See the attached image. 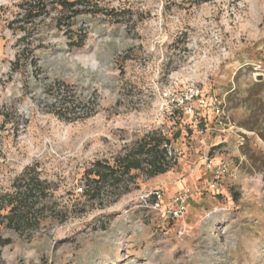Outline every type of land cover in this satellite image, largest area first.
<instances>
[{"label": "rangeland", "instance_id": "obj_1", "mask_svg": "<svg viewBox=\"0 0 264 264\" xmlns=\"http://www.w3.org/2000/svg\"><path fill=\"white\" fill-rule=\"evenodd\" d=\"M22 1L0 0V264H264V0H97L72 32L53 12L27 36ZM150 135L171 171L83 196ZM207 158L228 168L213 191Z\"/></svg>", "mask_w": 264, "mask_h": 264}, {"label": "trees", "instance_id": "obj_2", "mask_svg": "<svg viewBox=\"0 0 264 264\" xmlns=\"http://www.w3.org/2000/svg\"><path fill=\"white\" fill-rule=\"evenodd\" d=\"M20 11L17 15L16 23L19 29L27 36L30 31H39V25L52 15L53 12L58 16L53 19L57 26L64 28L65 32H72L78 27L77 21L83 15L97 16L101 9L97 0H23L20 4ZM86 30L78 28L77 35L71 38L70 45L74 49L83 48L86 44ZM33 54L30 44H26L18 54L13 63V70L21 69L24 60L29 59V54ZM34 68L38 69L37 63ZM264 82L257 84L260 86ZM61 90V89H60ZM64 106L74 108L81 103L67 95L63 99ZM264 138V133L260 132ZM172 142L166 137L156 138L153 135L144 138L137 149L129 150L124 156L119 158L114 165L109 162L97 161L90 172L95 177L92 183L88 185L83 196L98 197L105 184H110L113 190L119 191V196L130 192L128 179H133L131 173L145 169L149 178H154L161 174H166L174 168L176 161L171 156ZM174 161V163L172 162ZM43 183L37 178L28 180L27 187L29 192L31 187H42ZM9 207L13 204L9 202ZM15 207L12 208L13 211ZM10 240H1L0 247L10 245Z\"/></svg>", "mask_w": 264, "mask_h": 264}, {"label": "built area", "instance_id": "obj_3", "mask_svg": "<svg viewBox=\"0 0 264 264\" xmlns=\"http://www.w3.org/2000/svg\"><path fill=\"white\" fill-rule=\"evenodd\" d=\"M188 101L193 102L194 100H198V102L201 104V106H205L206 102L204 98H202L200 91H193L189 98H187ZM183 105L186 103L184 101L181 102ZM187 105V104H186ZM187 109H189L187 107ZM191 111V109H189ZM214 110L217 111V113H220V107H218L216 104H214ZM206 171L210 174L209 182L207 183L208 190L213 191L217 189L218 184L221 182L224 175L227 173L228 168L225 163H220L218 165H215L213 160L211 158H207L206 162ZM81 191L83 189H80ZM177 207L172 212L174 218H182L186 212H187V203H188V196L185 194H181L176 199Z\"/></svg>", "mask_w": 264, "mask_h": 264}, {"label": "water", "instance_id": "obj_4", "mask_svg": "<svg viewBox=\"0 0 264 264\" xmlns=\"http://www.w3.org/2000/svg\"><path fill=\"white\" fill-rule=\"evenodd\" d=\"M261 78H262V77L260 76V80H261Z\"/></svg>", "mask_w": 264, "mask_h": 264}]
</instances>
